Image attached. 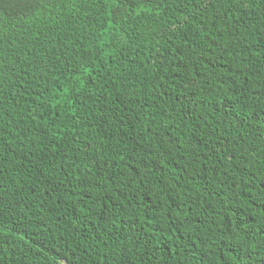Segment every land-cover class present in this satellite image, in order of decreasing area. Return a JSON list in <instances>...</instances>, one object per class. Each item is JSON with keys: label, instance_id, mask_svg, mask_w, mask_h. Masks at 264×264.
Returning <instances> with one entry per match:
<instances>
[{"label": "trees", "instance_id": "16d2710c", "mask_svg": "<svg viewBox=\"0 0 264 264\" xmlns=\"http://www.w3.org/2000/svg\"><path fill=\"white\" fill-rule=\"evenodd\" d=\"M0 264H264V0H0Z\"/></svg>", "mask_w": 264, "mask_h": 264}]
</instances>
